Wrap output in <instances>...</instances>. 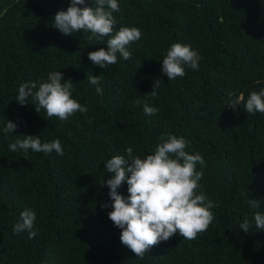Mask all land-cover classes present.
Instances as JSON below:
<instances>
[{"label":"trees","instance_id":"obj_1","mask_svg":"<svg viewBox=\"0 0 264 264\" xmlns=\"http://www.w3.org/2000/svg\"><path fill=\"white\" fill-rule=\"evenodd\" d=\"M119 4L114 32L137 27L142 37L127 46L131 60L118 54L102 69L88 53L106 49L110 37L88 40L82 30L64 35L53 27L70 0H0V264H264V230L254 222L257 211L264 213V114L228 107L229 93L247 98L264 89V0ZM174 43L190 45L202 59L199 70L185 66V75L170 81L162 60ZM52 71L72 79V97L87 113L61 121L16 100L22 83L45 81ZM92 75L100 76L98 85L87 81ZM154 81L155 98L148 94ZM145 103L159 111L146 115ZM7 120L18 124L13 133L3 131ZM164 133L184 137L186 151L204 158L197 164L200 190L218 207L196 239L177 232L138 258L121 243L112 209L102 207L111 203L101 186L111 178L104 164L127 157V147L152 153ZM23 135L60 139L64 155L12 152L9 145ZM127 187L118 192L127 197ZM251 199L260 207L253 209ZM26 209L37 217L33 239L13 232ZM245 218L249 233L239 228Z\"/></svg>","mask_w":264,"mask_h":264},{"label":"clouds","instance_id":"obj_2","mask_svg":"<svg viewBox=\"0 0 264 264\" xmlns=\"http://www.w3.org/2000/svg\"><path fill=\"white\" fill-rule=\"evenodd\" d=\"M120 11L119 0H94V6H88L86 0H70L67 10L55 14L53 27L64 35L82 30L91 34L88 40L110 37L106 41V49L101 47L88 53L89 60L104 69L118 62V54L124 60H131L132 53L127 46L142 37L137 27H121L114 32L116 19L113 14ZM201 59L190 45L174 43L162 60V72L171 81L185 75V66L199 70ZM87 81L98 85L100 76H88ZM73 86L71 78L65 80L61 71H52L45 81L22 83L16 100L22 106L29 101L34 102L38 113L43 110L48 117L67 121L77 112L88 111L72 97ZM157 89L158 84L154 81L153 91L148 94L155 98ZM96 93L102 96L103 89L96 87ZM228 95V107L236 109L240 105L247 114H264V89L252 91L247 98L243 93L234 99V93ZM158 111V108L144 104L146 115H155ZM17 127V123L7 120L3 131L13 133ZM23 137L9 145L12 152L23 150L27 153L32 150L49 154L55 151L60 156L64 155L60 139L42 143L39 135ZM188 146L189 141L184 137L164 133L152 153L141 156L134 153L133 147H127V157L116 155L104 164L111 178L103 180L101 186L109 188L111 203L106 202L102 207L112 209L108 217L121 230V243L138 258H143L153 246L169 240L177 232L184 239H196L198 234L207 231L215 219L211 209L218 204L200 190L204 173L197 171V164L203 165L204 158L199 153L190 154L186 151ZM125 182L129 193L127 197L118 192ZM249 204L253 209L260 207L259 200L251 199ZM36 218L35 211L24 210L13 226V232L27 231L29 239L35 238L38 232L34 230ZM254 222L256 229L264 230V213L257 211ZM251 227L247 218L239 226L245 233H249Z\"/></svg>","mask_w":264,"mask_h":264}]
</instances>
